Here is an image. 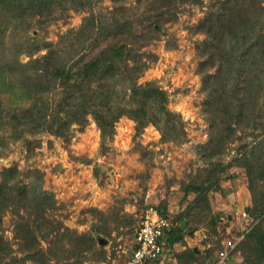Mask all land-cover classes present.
Masks as SVG:
<instances>
[{"label":"rangeland","instance_id":"obj_1","mask_svg":"<svg viewBox=\"0 0 264 264\" xmlns=\"http://www.w3.org/2000/svg\"><path fill=\"white\" fill-rule=\"evenodd\" d=\"M145 1L132 0L118 10L120 18L139 21H133L130 40L114 42L135 49L131 56L123 51L129 70L149 64L136 83H152L166 92L167 108L180 115L185 130L178 140H166L154 124L138 130L127 115L114 120L129 108L132 83H82V75L91 73L90 60L111 40H95L100 26L88 37V19L93 13L97 21L108 18L112 0L28 21L0 16L9 80L53 79L49 91L30 97L0 90V264H126L141 215L151 205L180 236L173 245L165 238L159 264H204L220 247L218 219L231 217L238 208L251 209L253 189L264 191V175L251 180L248 168L240 166L264 138V113L260 128L237 129L226 146L214 151L202 147L211 131V117L203 111V73L217 67L205 62H212L203 52L209 35L191 27L220 0L181 6L176 22L151 29L134 45L132 38L141 34L140 21L147 17ZM53 46L55 59L48 56ZM75 84L91 91L84 97L72 88ZM28 86L33 84L28 81ZM26 87L17 84L16 89ZM263 104L264 97L258 100L259 107ZM97 111L115 121L113 133L103 137ZM59 127L66 132L57 134ZM261 165L251 168L260 173L264 159ZM31 170L38 172L29 178ZM29 179L38 190L26 200L13 187H23ZM255 232L237 247L232 264H264V215Z\"/></svg>","mask_w":264,"mask_h":264},{"label":"trees","instance_id":"obj_2","mask_svg":"<svg viewBox=\"0 0 264 264\" xmlns=\"http://www.w3.org/2000/svg\"><path fill=\"white\" fill-rule=\"evenodd\" d=\"M112 2L113 12L110 11L111 15L108 18L105 17L104 20L97 21V17L93 13L88 19L89 30L85 31L88 37L92 35L91 29L94 30L95 27L100 26L96 32V35L99 36L95 37V40L99 41L107 36L111 40L96 58L90 60L92 63L91 73L82 75V83L92 82V80L103 82L109 79L124 81L127 84L132 83L129 108L124 107L120 110L113 116L114 120L117 121L121 116L127 115L137 123L138 130H142L149 124H154L160 128L166 140H178L181 134L185 133V130L182 127L180 115L167 108L168 97L166 92L152 83L147 85H137L136 83L149 64L141 62L129 70V59L124 56L123 51L129 50V56H131L135 49L115 46L117 44L116 41L114 42L115 38H118V42L130 40V35L135 29L133 21H139L135 17L128 21L118 15V10L122 9L123 6L126 8V5L132 0H112ZM138 2L140 5L143 4L141 1ZM145 2L147 8L145 9L146 21H140L143 28L141 34L132 38L131 42L134 45L141 44L145 39L143 37L147 36V32L151 29H162L165 28L166 24L176 22L181 6L197 4L202 1L148 0ZM95 3L96 0H0V16L28 21L48 17L57 11L91 9ZM154 11L157 12L151 14ZM191 28L195 32L209 35L203 42V52L207 55L204 58L212 61L211 63L205 61L208 68L217 67L215 72L209 70L203 73V89L206 93L203 111L211 117V131L209 142L202 147L213 148L214 151L222 145L226 146L229 139L234 138L237 129L253 131L261 126L264 104L259 107L258 100L264 97V0H220L197 25ZM92 36L91 38H93ZM50 48L51 51L49 50L48 56L55 59V48L54 46ZM7 57L6 46L2 42L0 43L1 91H9L21 98L23 96L30 97L29 94L31 93L42 94L50 90L53 79L41 80L43 76L38 78L26 76L27 80L24 79L23 82L9 80ZM28 81L29 84H33L32 87L28 86ZM244 81L245 85L242 87ZM218 83L221 85L219 86ZM17 84L27 87L22 92L17 91ZM82 87L83 84L72 86L74 89H80L86 97V92L91 91V89L90 87ZM103 92L105 93V91ZM83 113L87 114V111ZM94 114L103 137L113 133L115 121L113 119L109 121L102 112L97 111ZM62 131L63 133L66 132L63 127H59L55 132L61 134ZM263 159L264 138L253 145L249 154L244 155L241 159L242 163L240 162L241 167L248 168L251 180L259 179L260 175H264V169L259 173L260 170L254 171L251 168L253 165L262 166ZM258 166L257 168H259ZM37 172V170H31L28 177L30 178ZM261 178L264 180V177ZM20 182L21 180L17 181L16 184L18 185ZM37 188L36 182L32 179H29L23 187H13L19 194L24 195L26 200L29 198L27 194L38 190ZM249 210L254 217H259L261 220L245 236L239 247L246 242L249 236L257 233L255 231L260 226L264 215V191L257 194L253 189V207ZM223 236L224 233L220 232V247L215 252L214 257L204 264L216 261L219 251L223 248ZM179 237L175 236L173 227L166 235L169 245L175 244ZM193 251L192 255L196 257V251ZM153 264H157V261Z\"/></svg>","mask_w":264,"mask_h":264},{"label":"built area","instance_id":"obj_3","mask_svg":"<svg viewBox=\"0 0 264 264\" xmlns=\"http://www.w3.org/2000/svg\"><path fill=\"white\" fill-rule=\"evenodd\" d=\"M230 216L220 219V232L224 233L223 248L216 261L208 264H232L237 247L261 220L254 217L249 208L235 209ZM172 226L171 220L163 212L153 205L148 206L136 227L133 249L126 264H153L156 261L159 264L165 255L164 241L167 232Z\"/></svg>","mask_w":264,"mask_h":264},{"label":"crops","instance_id":"obj_4","mask_svg":"<svg viewBox=\"0 0 264 264\" xmlns=\"http://www.w3.org/2000/svg\"><path fill=\"white\" fill-rule=\"evenodd\" d=\"M224 186V185H223Z\"/></svg>","mask_w":264,"mask_h":264}]
</instances>
